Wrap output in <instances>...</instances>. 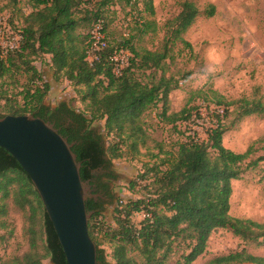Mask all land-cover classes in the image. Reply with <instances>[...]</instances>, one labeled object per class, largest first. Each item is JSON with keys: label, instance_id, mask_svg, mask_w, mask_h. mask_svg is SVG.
Returning a JSON list of instances; mask_svg holds the SVG:
<instances>
[{"label": "trees", "instance_id": "16d2710c", "mask_svg": "<svg viewBox=\"0 0 264 264\" xmlns=\"http://www.w3.org/2000/svg\"><path fill=\"white\" fill-rule=\"evenodd\" d=\"M24 1L30 12L24 15L25 25L18 31V47L4 49L0 46V118L28 114L41 117L54 124L73 145L72 149L82 163L83 181H94L99 193L106 198H99L97 202L90 198L86 202L87 210L94 212L89 233L98 248V264H140L130 255L133 251L142 256L143 264H162L173 240L179 239L190 250L182 256L184 264H192L205 253L211 234L218 229L230 231L243 242L264 246V221L237 218L231 214L232 183L264 162V155L253 159L257 152L255 144L264 143V137L243 153L226 148L223 136L229 105L223 108V98H217L218 94L213 91L212 104L224 111L221 114L214 110L216 123L208 129L207 140L189 136L178 144L176 153L152 165L140 179L149 181V199L120 201L113 219L114 226L109 225L103 216L106 205L116 198L112 181L117 176L111 169L110 155L120 158L122 154L118 153L116 146H107L104 136L93 129V124L105 121L109 134L116 133L122 144L131 140L136 151L139 143L146 142L142 124L146 112L156 111L159 123L173 129L199 117L201 111L197 106L191 109L185 107L175 113L170 111V94L178 84L174 78L167 77L165 66L171 58L172 45L181 42L191 48L183 35L199 17H214L216 6L209 3L202 12L194 1L182 2L180 13L166 24L164 43L159 50L137 49L132 46L130 38H122L115 44L107 38L106 47L90 61L94 43L92 31L101 22L106 33L107 24L102 7L97 8L93 19L84 20L82 10L97 0H14V3L18 5ZM107 3L109 0H105L102 6ZM147 12H155L152 0L147 4ZM136 20L142 27V33L152 29V23H147L142 17ZM85 21L90 22L89 26L85 25ZM86 29H89L87 33L84 32ZM121 51L130 53L129 63L120 75H116L117 63L113 58ZM44 56H50V66L56 74L79 88L81 101L87 105L85 112L75 111L66 102L54 109L46 104L50 85L35 64ZM18 77H26L29 82L18 93L21 101L15 93L12 97L8 89L10 82H19ZM198 95L203 93L199 91ZM232 104L237 105L240 117L264 116V102L261 100L241 99ZM0 178H4L0 182L1 202L5 203L10 198L9 186L17 185L12 195L13 204L19 210L29 212L31 220L28 229L30 250L10 264H44V259H50L52 264H68L30 177L3 148H0ZM140 212L144 221L136 225L132 217ZM4 216L7 212L0 205V228L5 227V222L1 220ZM37 216L42 219L45 233L44 254L40 252L34 222ZM106 226L112 228L107 230L105 237L113 249L111 260L105 249L100 248L95 236L97 230L100 232ZM164 250L165 253L160 256ZM206 264H264V257L255 256L243 248L217 256Z\"/></svg>", "mask_w": 264, "mask_h": 264}, {"label": "rangeland", "instance_id": "374dc122", "mask_svg": "<svg viewBox=\"0 0 264 264\" xmlns=\"http://www.w3.org/2000/svg\"><path fill=\"white\" fill-rule=\"evenodd\" d=\"M184 1L186 0H152L155 12L150 14L147 12L149 0H109L105 6H102L105 0H97L82 10V17L84 20L93 19L97 8L102 7L107 24L105 39L108 38L109 42L115 44L122 38H130L132 46L137 49L159 50L164 43L167 22L180 13V4ZM191 1H194L202 12L209 3L214 4L217 8L216 15L212 18L199 17L183 35L191 44V48L181 42L172 45L174 47L170 54L171 58L166 62L165 72L167 77L174 78L178 84L177 89L170 94V111L175 113L185 107L191 109L197 106L201 115L193 118L189 124H180L177 129H173L159 123L156 111L146 112L142 117L146 142L139 143L136 151L132 148L131 140L122 144L116 133L109 134L105 128V121H97L92 126L104 136L108 147L116 146L118 153L122 154L120 158H114L112 153L110 155L111 169L117 176V179L112 181V190L116 198L111 204L106 205L103 216L111 226H114L113 219L120 201L149 199L151 191L147 187L149 181L140 179L152 165L160 163L171 153H176L178 144L189 136L207 140L208 129L216 123L217 114L214 110L223 114V108L229 105L223 136L226 148L243 153L264 137V116L256 114L240 117L237 105L232 104L241 99H257L264 102V0ZM25 3L24 1L16 5L14 0H0V46L4 49L18 46L20 41L18 31L25 25L24 15L30 12ZM137 17L152 23V29L148 33L141 32L142 27L136 22ZM89 24L90 22L85 21V25ZM88 30L84 32L87 33ZM90 55L94 56L92 50ZM117 58L122 62L127 60L124 54ZM35 64L50 85L46 99L49 107L54 109L60 103L66 102L77 112L86 111L87 105L81 101L79 88L54 72L50 66V56L41 57ZM28 83L26 77H22L16 83L10 82L8 87L10 95L15 93L18 101H21L18 93L23 91ZM199 91L203 95L196 96ZM211 91L218 94L217 98H223V108L212 104L214 96ZM263 147L264 143L255 144L257 152L253 159L264 155ZM3 179L0 178V182ZM232 185V216L263 222L264 162L249 169L240 180L233 181ZM16 189L17 185L9 186L10 198L5 203L0 200V205H3L7 212L6 217H1L5 227L0 228V264H10L15 258L23 257L30 250L28 236L30 213L19 210L13 204L12 195ZM132 221L139 225L144 221V215L141 212L135 213ZM34 222L38 231L40 252L44 254L45 233L41 217L37 216ZM111 229L110 226H106L100 232L97 230L95 235L100 248L105 249L110 260L113 249L105 237L107 230ZM173 241L171 250L162 264H184L182 256L190 252L181 239ZM243 248L255 256L264 257V246L256 242H243L230 231L218 229L211 234L205 253L192 264H206L217 256ZM163 253L165 250L160 256ZM130 255L138 263L143 264V258L137 251ZM43 262L52 264L50 259H44Z\"/></svg>", "mask_w": 264, "mask_h": 264}, {"label": "water", "instance_id": "95a60500", "mask_svg": "<svg viewBox=\"0 0 264 264\" xmlns=\"http://www.w3.org/2000/svg\"><path fill=\"white\" fill-rule=\"evenodd\" d=\"M73 145L49 121L35 115L0 118V148L8 151L30 177L68 264H98L90 236L94 212L86 207L96 187L81 176Z\"/></svg>", "mask_w": 264, "mask_h": 264}, {"label": "built area", "instance_id": "2783aa9c", "mask_svg": "<svg viewBox=\"0 0 264 264\" xmlns=\"http://www.w3.org/2000/svg\"><path fill=\"white\" fill-rule=\"evenodd\" d=\"M103 28H104L103 24L100 22L94 27L92 31V39L94 43H93L91 50L94 52V56L91 55L90 61H92L93 58L96 57V54L102 48L106 47V39L104 37ZM17 47H14V48H17ZM121 54H124L127 56L126 62H122L117 58ZM129 57H130V53L127 51H121L120 53L114 56L113 60L117 63L116 68H115L116 75H120L122 73V70L128 65Z\"/></svg>", "mask_w": 264, "mask_h": 264}, {"label": "flooded vegetation", "instance_id": "af4514ba", "mask_svg": "<svg viewBox=\"0 0 264 264\" xmlns=\"http://www.w3.org/2000/svg\"><path fill=\"white\" fill-rule=\"evenodd\" d=\"M91 185L94 186V187H96V189H97V186H96V184L94 183V181H91ZM94 195H95V196L93 197V199H94L96 202L99 200V198H100V199H106L105 197L102 196L101 193H99L98 189H97V191L95 192Z\"/></svg>", "mask_w": 264, "mask_h": 264}]
</instances>
